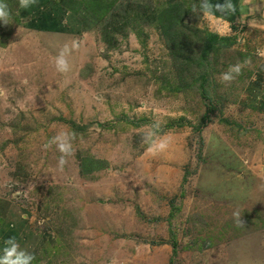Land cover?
Instances as JSON below:
<instances>
[{
  "label": "rangeland",
  "instance_id": "1",
  "mask_svg": "<svg viewBox=\"0 0 264 264\" xmlns=\"http://www.w3.org/2000/svg\"><path fill=\"white\" fill-rule=\"evenodd\" d=\"M92 1L106 8L95 15ZM166 1L176 5L157 19ZM254 1L221 36L201 0H78L66 4L70 32L53 35L26 29L18 0H2L0 230L25 218L18 243L32 264H264ZM208 34L222 40L205 45ZM238 62L240 75L221 82ZM156 125L171 142L154 156L143 137ZM62 132L74 134L68 154L50 143Z\"/></svg>",
  "mask_w": 264,
  "mask_h": 264
},
{
  "label": "clouds",
  "instance_id": "2",
  "mask_svg": "<svg viewBox=\"0 0 264 264\" xmlns=\"http://www.w3.org/2000/svg\"><path fill=\"white\" fill-rule=\"evenodd\" d=\"M37 0H18V6L21 9H28L35 5ZM250 0H244V3H249ZM196 5L192 6V10H196ZM199 8L204 12L206 17H212L213 22L210 24V28L216 31L219 35L223 36L231 31L230 24L228 21L222 18H215L213 16V8L221 12H235L236 8L231 3V0H225L223 4L211 5L208 0H201ZM0 22L5 24L9 23V10L6 3L0 0ZM71 49L68 45H65L59 53L53 58L54 66L58 72H66L68 70L67 56L70 54ZM247 63V62H245ZM244 65L236 63L230 65L228 70L220 74V81L223 83H231L236 76L240 75L241 69ZM149 129L144 135V142L148 145L147 151L152 155H157L166 151L171 142V136L169 135H157L155 128ZM74 138V134L71 133H60L50 143H56L58 150L62 154H68L71 150L70 140ZM64 162L63 155L60 159V164ZM234 222L237 227H243L244 221L240 216V212H233ZM35 259V255L20 247L15 237H8L4 241V247L2 254H0V264H32Z\"/></svg>",
  "mask_w": 264,
  "mask_h": 264
},
{
  "label": "crops",
  "instance_id": "3",
  "mask_svg": "<svg viewBox=\"0 0 264 264\" xmlns=\"http://www.w3.org/2000/svg\"><path fill=\"white\" fill-rule=\"evenodd\" d=\"M254 2V6L260 10V15L264 19V0H255ZM66 4L80 5L81 3L78 2V0H37L36 4L32 7L28 9H20V17L22 19H25L24 22H22L23 26L26 29L49 35L64 34V32H70L69 26L64 24L65 15L68 14L67 16H70V14H72L70 10L66 11L65 8L66 6H68ZM216 4V2L213 3V6ZM250 9V5L242 4V6L237 5L235 12H221L213 8V14H217L219 18L232 23L235 21L237 16L247 14L248 12H250ZM262 62L264 66V59L262 60ZM261 107L263 106L261 105ZM24 219L25 218H16L13 221L12 225L9 224L10 221L5 222L3 228L0 230V254H2L4 241L8 237H15L17 242H19V233L21 232L19 231V229H24Z\"/></svg>",
  "mask_w": 264,
  "mask_h": 264
},
{
  "label": "trees",
  "instance_id": "4",
  "mask_svg": "<svg viewBox=\"0 0 264 264\" xmlns=\"http://www.w3.org/2000/svg\"><path fill=\"white\" fill-rule=\"evenodd\" d=\"M97 1V0H96ZM238 1L239 0H231V3L235 6V8L237 7V5H238ZM217 3V4H223L224 2H225V0H209V3L211 4L212 3V5H213V3ZM111 6H112V4H113V0H111ZM175 3V2H174ZM173 3V1H166V3L164 4V7L159 11V13L157 14V19H158V15L159 14H161V15H163V16H165V19H169V15L167 14V13H169L170 11H172L173 10V8L175 7L174 5H176V4H174ZM167 4H170V5H168V6H166ZM92 5V6H91ZM135 4H131V6H130V3H127V5L126 6H128V7H132V6H134ZM141 4H137V5H135L136 7H138V8H140V7H142V6H140ZM108 6V5H107ZM179 9H180V5L179 6H177ZM88 8V7H87ZM103 8H106V5L104 4H102L101 3V1H99V2H90V6H89V11H91V13H94L95 15H97V14H99L98 13V11H103L104 9ZM100 9V10H99ZM98 10V11H97ZM97 11V12H96ZM182 13H184L185 12V10H182L181 11ZM93 14V15H94ZM209 36V37H208ZM208 36L205 38L206 40H204V42H205V45H208L209 44V46L211 45L212 46V44H215L216 42H219V41H221L222 40V38H219V37H217V36H214V35H210V34H208ZM208 49H210V47H208ZM204 53H206V52H204ZM261 107V106H260ZM262 108V107H261ZM87 168H90V165L89 166H86Z\"/></svg>",
  "mask_w": 264,
  "mask_h": 264
}]
</instances>
